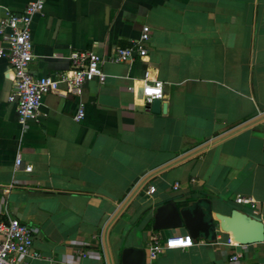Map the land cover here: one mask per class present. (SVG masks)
<instances>
[{"label":"crops","instance_id":"1","mask_svg":"<svg viewBox=\"0 0 264 264\" xmlns=\"http://www.w3.org/2000/svg\"><path fill=\"white\" fill-rule=\"evenodd\" d=\"M35 1L43 10L30 24L31 73L54 76L70 67V52L93 51L105 82L86 84L79 99L48 94L38 120L21 124L8 101L10 67L0 59V221L16 218L33 229L41 258L26 261L106 264L102 230L133 187L211 143L152 175L125 204L108 228L112 264L124 248L146 252L151 235L161 242L186 235L154 230L155 209L197 199L209 202L203 208L215 239L200 236L151 264H264V242L238 245L220 229L233 209L264 220V118L212 143L264 113V0H0V20ZM143 26L150 29L146 56L111 63L110 52L131 47ZM147 69L163 83L158 113L141 99ZM79 100L85 116L76 122ZM238 195L253 198L255 212L236 205ZM234 254L239 262L229 261Z\"/></svg>","mask_w":264,"mask_h":264},{"label":"built area","instance_id":"2","mask_svg":"<svg viewBox=\"0 0 264 264\" xmlns=\"http://www.w3.org/2000/svg\"><path fill=\"white\" fill-rule=\"evenodd\" d=\"M43 10L41 1L30 2L20 14L6 12L0 20V59L8 62L11 72V87L8 101L15 104L19 122L37 121L39 108L43 98L48 94H57L61 97L72 96L80 98L83 89L90 82L102 85L105 82V74L102 71V59L93 51H72L67 60L70 67L54 76H35L29 66L34 55L32 49L30 24L32 18ZM150 38V29L143 26L140 36L131 47L115 48L110 52L111 63H130L136 56L142 59L146 56L144 43ZM65 88H60V85ZM129 91L133 87L128 88ZM141 99L144 107L154 100H162L163 83L153 78L149 69L145 70L141 79ZM84 103L78 101L74 120L80 122L84 116ZM149 110V108H146ZM22 160L17 156L15 168L21 166ZM31 165H25L24 171L31 172ZM175 183L173 189L176 190ZM155 191L153 186L147 188V195ZM236 205L255 212L257 202L250 196H235ZM232 239H230V242ZM233 242V241H232ZM193 245V239L189 235L174 234L166 237L163 242L156 235H151L149 246L146 249V262L151 264L163 252L169 250L187 249ZM241 254H234L230 262H239ZM41 254L33 248V229L31 226L21 223L16 218L8 221H0V264H30L26 260H39Z\"/></svg>","mask_w":264,"mask_h":264},{"label":"water","instance_id":"3","mask_svg":"<svg viewBox=\"0 0 264 264\" xmlns=\"http://www.w3.org/2000/svg\"><path fill=\"white\" fill-rule=\"evenodd\" d=\"M146 108L152 113H158L160 111V101L154 100ZM264 118V113L256 118L245 122L244 124L230 130L223 136L216 138L212 143L232 134L240 129H243L249 125ZM211 143H206L199 146L192 152H188L171 162L164 164L163 166L152 170L149 174L143 177L126 196L123 202L118 206L112 216L105 224L101 233V243L103 248L106 264H112L111 255L107 247L108 228L110 223L117 217L121 209L125 204L138 194L146 185L147 180L159 171L174 165L180 161H183L191 155L203 150ZM209 203L205 199H197L195 201L185 203L183 206H178L175 202H168L155 209L153 216V229L154 230H173L184 228L187 235L191 239H197L200 236L211 240L215 239V222L211 216L203 208V204ZM220 229L228 233L231 236L232 241L238 245H251L264 242V220H259L252 217L238 209H233L230 213V217L220 224ZM146 257L145 251L141 248H124L120 254L119 264H145Z\"/></svg>","mask_w":264,"mask_h":264}]
</instances>
